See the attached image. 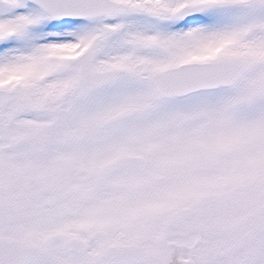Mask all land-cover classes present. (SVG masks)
Segmentation results:
<instances>
[{
  "label": "snow or ice",
  "instance_id": "6c2138e0",
  "mask_svg": "<svg viewBox=\"0 0 264 264\" xmlns=\"http://www.w3.org/2000/svg\"><path fill=\"white\" fill-rule=\"evenodd\" d=\"M0 264H264V0H0Z\"/></svg>",
  "mask_w": 264,
  "mask_h": 264
}]
</instances>
